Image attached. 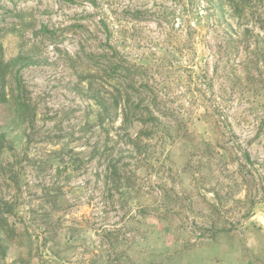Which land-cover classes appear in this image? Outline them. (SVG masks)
<instances>
[{
	"label": "rangeland",
	"instance_id": "374dc122",
	"mask_svg": "<svg viewBox=\"0 0 264 264\" xmlns=\"http://www.w3.org/2000/svg\"><path fill=\"white\" fill-rule=\"evenodd\" d=\"M0 264H264V0H0Z\"/></svg>",
	"mask_w": 264,
	"mask_h": 264
}]
</instances>
